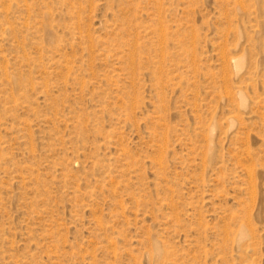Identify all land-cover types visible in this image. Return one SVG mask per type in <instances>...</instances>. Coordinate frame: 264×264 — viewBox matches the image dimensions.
<instances>
[{
	"label": "rangeland",
	"instance_id": "obj_1",
	"mask_svg": "<svg viewBox=\"0 0 264 264\" xmlns=\"http://www.w3.org/2000/svg\"><path fill=\"white\" fill-rule=\"evenodd\" d=\"M0 264H264V0H0Z\"/></svg>",
	"mask_w": 264,
	"mask_h": 264
}]
</instances>
